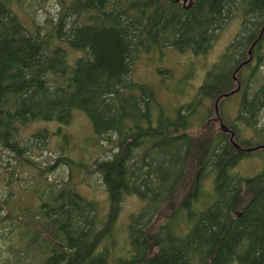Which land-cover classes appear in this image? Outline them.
Listing matches in <instances>:
<instances>
[{"label":"rangeland","instance_id":"obj_1","mask_svg":"<svg viewBox=\"0 0 264 264\" xmlns=\"http://www.w3.org/2000/svg\"><path fill=\"white\" fill-rule=\"evenodd\" d=\"M148 1L157 3L161 0ZM239 1L190 2L161 48H154L148 42L168 15L161 6L150 10L145 18L147 23L143 19L144 26L137 28L149 41L140 44L141 50L132 49L136 57L124 74L119 92L136 80L152 86L162 107L170 113L192 104L198 112L190 132L197 144L220 130L216 105L233 121L239 114L250 117L252 100L259 99V103L262 100L255 113V125L263 128L264 26L260 41L256 44L251 41L259 30V23L262 21L264 25V10L257 7L244 13L236 8ZM179 2L182 4V0ZM46 19H50L52 27H58L57 34H49L60 44L55 47L54 59L39 49L33 61L24 57L22 62L12 64L8 58L10 51L18 48L25 38L38 40L50 27L45 26ZM20 22L26 25L25 30ZM74 22L73 14L61 12V0H0V264H42L55 242H60L63 248L58 253L57 264L66 263L77 256L81 245L90 237V224L95 216L94 210L76 211L74 204L84 197L93 199L98 203V213L106 215L109 200L101 174L97 171L86 173L75 167L80 172L74 170L71 176L62 154L66 151L71 157L91 160L109 153L105 148L116 138L117 126L125 114L114 115L118 106L105 99L103 106H98V114L103 120L96 133L89 115L78 107L77 94L60 85L46 83L64 73L65 56L69 62L79 53L70 47L75 38ZM135 33L132 31L131 37H135ZM247 53L253 60L241 75L237 92L232 97H222L217 104L216 99L210 97L198 103L200 85L226 60V56H231L228 71L232 73ZM20 84L26 86L25 90L11 96L13 88ZM207 108L210 113L206 112ZM132 110L125 107L124 112L127 114ZM100 116L94 114L95 119ZM253 130L247 128L246 136L254 134ZM257 137L261 141L264 134H257ZM66 145L69 150L61 148ZM181 152L183 145L178 144L163 160L156 161L153 177L132 172L135 164L128 163L129 189L120 202L111 236L104 238L101 245L106 246L111 261L117 262L129 255L140 258L152 251V245L148 244L141 229H157L167 219V214L191 187L197 167L196 158L190 157L183 184L168 201L169 208L163 211L162 201L179 170ZM263 163L260 155L255 153L243 158L235 168L248 177L257 173ZM212 184L213 179L208 177L207 189ZM8 200L28 206L23 214L8 218L5 217ZM213 203L216 208L206 212L225 210L228 197L223 195ZM206 218L209 216L203 219ZM181 243L185 257H174L172 264H187L193 253L205 256L212 243L209 227L202 221L195 223Z\"/></svg>","mask_w":264,"mask_h":264},{"label":"trees","instance_id":"obj_2","mask_svg":"<svg viewBox=\"0 0 264 264\" xmlns=\"http://www.w3.org/2000/svg\"><path fill=\"white\" fill-rule=\"evenodd\" d=\"M157 6L163 7L168 16L149 41L145 34L140 35L142 32L137 28L144 26L143 19L145 24L147 23L145 18L148 12ZM186 7L177 0H161L157 3L148 0H61V12L71 13L75 17L72 26L75 38L70 47L79 53L72 56L69 62L65 56L66 63L62 61L66 64L64 73L46 80V83L60 85L68 91L73 90L78 96V107L89 115L96 133L103 120L98 114V106H103L105 99H110L113 106H118L114 115L125 114L121 116L122 122L117 126L116 138L111 139V146L105 148L109 153L106 152L104 156L95 157L91 161L82 156L71 157L63 151L62 160L70 168L71 176L74 170L80 172L79 168L86 173L97 171L101 174L109 200L106 215L98 213V203L93 199L84 197L74 204L76 211L94 210L95 216L90 224V237L81 245L77 256L63 264H172L174 257H185L181 242L193 225L201 221L209 227L212 243L207 247L205 256L199 257L193 253L187 264H264V163L257 173L248 177L241 175L235 168L243 158L255 153L264 161V147L260 146L264 144V139L260 141L257 137V134H264V127L260 129L255 125V113L262 100L260 103L259 99L252 100L250 117L239 114L231 121L220 110L224 122L235 132L234 140L241 145L237 147L231 140V130L226 131L221 125L219 131L197 144L190 132L193 118L198 112L197 108L194 109L193 105L189 104L186 109L180 107L174 113L168 112L157 99L153 87L146 82L134 80L119 92L124 74L136 57L132 49H139L140 44L146 41L154 48H161L174 31V25L184 14ZM257 7L264 10V0H240L236 6L244 13H249ZM49 21L50 19L44 21L45 26L50 25ZM20 24L25 30L26 25L21 22ZM52 26L51 24L44 30L38 40L33 37L25 38L18 48L12 49L8 56L11 63L16 65L22 62L24 57L33 61L39 49L45 50L49 58L54 59L55 47L60 44L55 41V36H49L57 34L58 31L57 26ZM263 26L261 21L251 43H258L261 39ZM115 27L119 30L114 29ZM132 31L137 32L135 37H131ZM126 49L129 51L126 52ZM226 57L200 85L198 103L208 97H232L237 92L236 90L230 93L240 85L241 75L251 63V59L247 63L245 60L249 59L251 54L243 56L238 68L232 73L228 71L231 56ZM25 88L22 84L15 86L11 96L22 93ZM125 107H131L135 111L126 114ZM207 111L210 113L209 108ZM94 114L101 118L95 119ZM247 128H253L254 134L246 136ZM178 144L183 145L179 170L166 190L162 210L169 208L168 201L183 184L188 159L195 157L197 167L191 187L157 229H141L148 244L152 245L149 254L146 253L140 258L129 255L117 262L111 261L106 246L101 245L104 238L111 236L120 202L124 200L129 189L128 163L132 161L135 164L132 172L136 171L137 174L142 173L149 177L156 166L155 162H160L172 153ZM67 146L61 148L69 150ZM250 146L259 147L248 150ZM208 177L213 179L210 189L206 186ZM223 195L228 197L227 208L219 209L221 211L215 213L206 212L209 208H216L213 202ZM40 201L43 202L42 199ZM27 206L8 200L5 217L23 214ZM206 215L209 218L203 219ZM61 249V243L55 242L42 264H57Z\"/></svg>","mask_w":264,"mask_h":264},{"label":"water","instance_id":"obj_3","mask_svg":"<svg viewBox=\"0 0 264 264\" xmlns=\"http://www.w3.org/2000/svg\"><path fill=\"white\" fill-rule=\"evenodd\" d=\"M250 59H251V57H250L249 59H246L245 62L247 63ZM241 65H242V64H241ZM234 76H235V74H234ZM235 77H236V76H235ZM239 88H240V85L237 86V88H235V89H234L233 91H231L230 93H232V92L238 90ZM221 97H222V96L217 97V103L219 102V99H220ZM216 112H217V114H218V119L220 120L221 127H222L224 130H226V131L231 130V134H232V136H231V140L234 142V144H235L237 147H240V146H241L240 143H238V142H237L236 140H234V138H233V137H234V134H235L234 130H232V129L230 128V126L224 122V120H223V118H222V116H221V114H220V110H219V108H218L217 105H216ZM260 146H263V147H264V144H261ZM257 147H259V146H250V147H248L247 149H248V150H252V149H255V148H257Z\"/></svg>","mask_w":264,"mask_h":264},{"label":"flooded vegetation","instance_id":"obj_4","mask_svg":"<svg viewBox=\"0 0 264 264\" xmlns=\"http://www.w3.org/2000/svg\"><path fill=\"white\" fill-rule=\"evenodd\" d=\"M178 1H180V0H178ZM192 1H194V0H182V3H184L185 5H187V4H190V2H192ZM187 2H189V3H187ZM260 41V40H259ZM258 41V42H259ZM257 43V41H255V43L254 44H256ZM253 60V58H252V55H251V60L250 61H252ZM220 100V99H219ZM204 102V101H203ZM216 104H217V98H216ZM219 110H220V107H219ZM222 116V115H221ZM216 118L218 119V114H217V112H216ZM219 120V119H218ZM219 122H220V120H219ZM221 125V124H220Z\"/></svg>","mask_w":264,"mask_h":264}]
</instances>
